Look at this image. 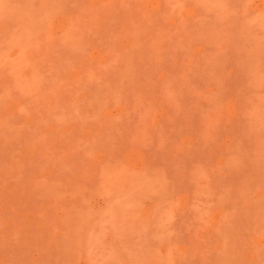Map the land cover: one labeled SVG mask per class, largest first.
<instances>
[{
    "label": "rangeland",
    "instance_id": "rangeland-1",
    "mask_svg": "<svg viewBox=\"0 0 264 264\" xmlns=\"http://www.w3.org/2000/svg\"><path fill=\"white\" fill-rule=\"evenodd\" d=\"M0 264H264V0H0Z\"/></svg>",
    "mask_w": 264,
    "mask_h": 264
}]
</instances>
